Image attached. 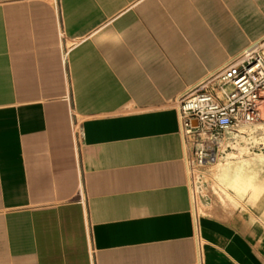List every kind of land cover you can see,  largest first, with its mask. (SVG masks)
I'll return each mask as SVG.
<instances>
[{
	"label": "crops",
	"instance_id": "crops-1",
	"mask_svg": "<svg viewBox=\"0 0 264 264\" xmlns=\"http://www.w3.org/2000/svg\"><path fill=\"white\" fill-rule=\"evenodd\" d=\"M263 39L264 0H0V264H264L197 219L175 104Z\"/></svg>",
	"mask_w": 264,
	"mask_h": 264
},
{
	"label": "rangeland",
	"instance_id": "rangeland-1",
	"mask_svg": "<svg viewBox=\"0 0 264 264\" xmlns=\"http://www.w3.org/2000/svg\"><path fill=\"white\" fill-rule=\"evenodd\" d=\"M235 133L230 147L211 158L208 153L195 154L187 139L186 161L194 211L210 229L241 217L244 225L255 226L264 237V105L261 104L256 121L239 125ZM205 243L201 236L200 264L204 262Z\"/></svg>",
	"mask_w": 264,
	"mask_h": 264
},
{
	"label": "built area",
	"instance_id": "built-area-1",
	"mask_svg": "<svg viewBox=\"0 0 264 264\" xmlns=\"http://www.w3.org/2000/svg\"><path fill=\"white\" fill-rule=\"evenodd\" d=\"M76 42L62 40L63 55ZM257 43L176 99L185 142L190 139L195 154L216 157L235 141L234 131L239 125L260 117L264 105V39Z\"/></svg>",
	"mask_w": 264,
	"mask_h": 264
}]
</instances>
